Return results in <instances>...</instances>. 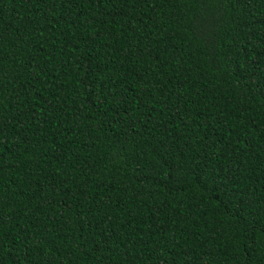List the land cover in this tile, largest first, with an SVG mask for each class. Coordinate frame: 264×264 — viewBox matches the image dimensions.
<instances>
[{"label":"trees","instance_id":"trees-1","mask_svg":"<svg viewBox=\"0 0 264 264\" xmlns=\"http://www.w3.org/2000/svg\"><path fill=\"white\" fill-rule=\"evenodd\" d=\"M0 264H264V0H0Z\"/></svg>","mask_w":264,"mask_h":264}]
</instances>
